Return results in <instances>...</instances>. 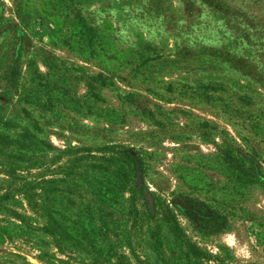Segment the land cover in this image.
I'll use <instances>...</instances> for the list:
<instances>
[{"label": "rangeland", "instance_id": "obj_1", "mask_svg": "<svg viewBox=\"0 0 264 264\" xmlns=\"http://www.w3.org/2000/svg\"><path fill=\"white\" fill-rule=\"evenodd\" d=\"M107 145L138 155L143 195ZM162 213L199 264H264V0H0V264H162L155 230L184 264Z\"/></svg>", "mask_w": 264, "mask_h": 264}, {"label": "trees", "instance_id": "obj_2", "mask_svg": "<svg viewBox=\"0 0 264 264\" xmlns=\"http://www.w3.org/2000/svg\"><path fill=\"white\" fill-rule=\"evenodd\" d=\"M28 136H31V135L27 134V133H23V134L19 135V137L17 139L12 140V142L17 144L18 147H24V146H27L28 144H31L30 146H32V143L35 141L34 138H32L33 140L29 141L28 144L26 142V144L23 145L24 141L26 140V138ZM44 145L46 148H48V147L50 148L49 144L44 143ZM88 149L89 148H83V149L75 148L74 149V151L77 150L78 153H82V151H83L84 153H88L86 155L90 156L89 158L83 157V154H82V155L78 156V158H77L78 162L80 163V166L83 168V170L85 172L88 170L91 171V162L86 163L87 164L86 166H82L85 160L90 159L89 161H91V155H89ZM103 151L107 155V158L105 159V161H106V165H108L109 167L110 166L116 167L118 162H122L123 164H125V172H124V174L122 173V177L125 180V185H126V187H128V191L137 192L139 195H143V188L137 186V184L134 180L135 174L137 172V168H138V170H140L142 172V165H141V161H140V158L138 157V155L135 152H133L132 150H130L126 147H123V146H119V145L104 146ZM229 158H231V156L228 155L227 153H225V159L228 160ZM109 162H111V165H109ZM92 168H95L96 170L97 169L104 170V168H99L98 166H93ZM112 174H114V176H117L116 170L113 171ZM154 207L155 206L153 204L152 205V213L147 209V207H144V210L141 213V217L146 218V220H148V221H155L157 214H156V210L154 209ZM14 217L18 222L23 223V221H24L23 216L16 214V216H14ZM162 218L164 220L163 226L165 228L164 236L166 235L168 237V239H170L171 243L177 249V253L174 256V260L180 259V260L184 261V264H199L201 261H203L205 259V254L201 250H199L195 245L191 244L187 240V238L184 236V234L182 233V231L178 227L177 223L175 222L173 216L171 214H168V213H162ZM38 230L44 236L50 237L52 239V242L54 243V245L57 247V249L60 248L62 242L71 241V239H69L65 236V232L63 230H61L58 223L50 215L49 216L47 215L46 222L41 224L38 227ZM156 232H157V230L150 232V237H151V239H153V243H154V250L158 253L156 259L158 261H161L162 264H166L164 254L161 253V251L159 250L160 245L162 244V241H161L162 238L159 237L158 235L155 236L154 234H156ZM87 241H88L86 243L87 246L89 248H91V239L87 240ZM71 243L72 244H70V245L73 248H77V247L82 248V245L80 242L73 241ZM46 257L52 258L54 260H51V261L50 260H47V261L42 260V259H44L43 254H39L37 256V259H39L43 264L62 263L60 260L53 258L52 255L47 254ZM112 257L115 258L116 264H130L124 255L114 253L112 255ZM54 261L56 263H54Z\"/></svg>", "mask_w": 264, "mask_h": 264}, {"label": "water", "instance_id": "obj_3", "mask_svg": "<svg viewBox=\"0 0 264 264\" xmlns=\"http://www.w3.org/2000/svg\"><path fill=\"white\" fill-rule=\"evenodd\" d=\"M135 182H136L137 185L140 184L139 173L137 174V178H136V181H135ZM146 198H147L148 208L151 209L152 206H151V201H150V197H149V195H147ZM2 250H3V246L0 245V252H1Z\"/></svg>", "mask_w": 264, "mask_h": 264}]
</instances>
